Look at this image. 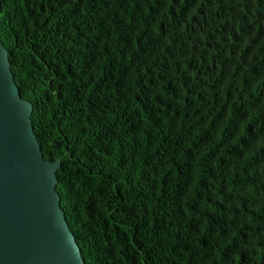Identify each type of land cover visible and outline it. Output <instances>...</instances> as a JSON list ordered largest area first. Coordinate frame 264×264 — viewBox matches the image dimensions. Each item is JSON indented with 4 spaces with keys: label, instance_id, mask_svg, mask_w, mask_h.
Here are the masks:
<instances>
[{
    "label": "trees",
    "instance_id": "1",
    "mask_svg": "<svg viewBox=\"0 0 264 264\" xmlns=\"http://www.w3.org/2000/svg\"><path fill=\"white\" fill-rule=\"evenodd\" d=\"M87 264H264V0H0Z\"/></svg>",
    "mask_w": 264,
    "mask_h": 264
},
{
    "label": "water",
    "instance_id": "2",
    "mask_svg": "<svg viewBox=\"0 0 264 264\" xmlns=\"http://www.w3.org/2000/svg\"><path fill=\"white\" fill-rule=\"evenodd\" d=\"M0 38V264H87Z\"/></svg>",
    "mask_w": 264,
    "mask_h": 264
}]
</instances>
